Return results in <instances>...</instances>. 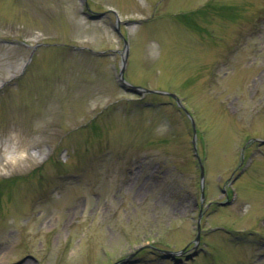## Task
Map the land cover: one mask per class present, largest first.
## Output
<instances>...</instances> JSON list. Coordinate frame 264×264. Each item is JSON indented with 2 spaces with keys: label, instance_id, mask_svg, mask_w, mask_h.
I'll use <instances>...</instances> for the list:
<instances>
[{
  "label": "rangeland",
  "instance_id": "obj_1",
  "mask_svg": "<svg viewBox=\"0 0 264 264\" xmlns=\"http://www.w3.org/2000/svg\"><path fill=\"white\" fill-rule=\"evenodd\" d=\"M256 19L264 0H0V145L26 144L0 172V264H175L147 243L264 264ZM125 36V78L156 91L119 85Z\"/></svg>",
  "mask_w": 264,
  "mask_h": 264
},
{
  "label": "bare ground",
  "instance_id": "obj_2",
  "mask_svg": "<svg viewBox=\"0 0 264 264\" xmlns=\"http://www.w3.org/2000/svg\"><path fill=\"white\" fill-rule=\"evenodd\" d=\"M20 135L15 134L0 145V172L4 173L24 159L26 144ZM2 259V258H0Z\"/></svg>",
  "mask_w": 264,
  "mask_h": 264
}]
</instances>
